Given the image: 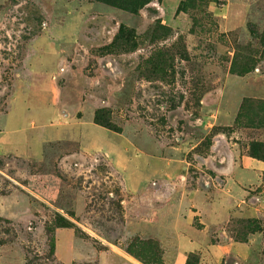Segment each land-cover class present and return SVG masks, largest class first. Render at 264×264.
<instances>
[{
    "label": "rangeland",
    "instance_id": "1",
    "mask_svg": "<svg viewBox=\"0 0 264 264\" xmlns=\"http://www.w3.org/2000/svg\"><path fill=\"white\" fill-rule=\"evenodd\" d=\"M21 76L34 100L49 90L51 111L28 123L49 142L39 160L0 158V264H66L61 227L143 264H181L165 228L179 215L212 243L247 244L182 264H264V175L225 171L264 161V0H0V111ZM73 119L120 135L146 182L129 191L124 159L53 139Z\"/></svg>",
    "mask_w": 264,
    "mask_h": 264
},
{
    "label": "crops",
    "instance_id": "2",
    "mask_svg": "<svg viewBox=\"0 0 264 264\" xmlns=\"http://www.w3.org/2000/svg\"><path fill=\"white\" fill-rule=\"evenodd\" d=\"M27 84L22 76L16 79L7 99L8 108L5 111H0V158L18 157L39 160L43 155L45 143L49 142V139L44 138L42 127L38 129L39 131L28 128L29 121L30 127L36 125L32 119L35 110L40 112L39 119L51 111L49 90L43 89L38 84L40 97L34 100L33 87ZM73 120L71 123H67L69 127H65L66 123L63 122L62 129H58L62 131H58L59 135L62 133L63 135L53 137V139H77L82 152H102L114 163L117 162L116 159H124L125 164H122L123 160H120L118 166L124 167L128 171V175L125 177V188L129 191L138 190L146 182L149 176L143 167L139 166L135 158L129 157L130 154L127 153L126 147L121 142L120 135L94 121ZM39 122L43 123L42 120ZM225 171H233L236 181H246L258 185L263 181L264 161L250 156L239 160L232 159L226 164ZM29 180L31 184L33 179ZM243 192L241 200L246 197L245 194L248 191L245 189ZM233 199L239 203L240 195L232 194L219 203L223 206L216 209L217 212L214 214L216 218L212 222L220 221V217L225 214L224 206H228L226 202L231 203ZM165 226L172 231L175 240L180 238L179 242H174V254L179 257L181 264L186 262L190 252L202 251L203 253L207 250H216L219 254H225L231 249L239 250L247 247V244L243 242L222 240L212 243L211 236L207 233L195 232L184 215H179L173 222L166 223ZM55 255L59 261L66 264L87 261L94 264H143L122 248L119 250L115 246L107 245L103 249H98L94 243L78 236L72 228L65 227L56 230Z\"/></svg>",
    "mask_w": 264,
    "mask_h": 264
},
{
    "label": "trees",
    "instance_id": "3",
    "mask_svg": "<svg viewBox=\"0 0 264 264\" xmlns=\"http://www.w3.org/2000/svg\"><path fill=\"white\" fill-rule=\"evenodd\" d=\"M96 123H99V122H96ZM100 124V123H99ZM102 125V124H101Z\"/></svg>",
    "mask_w": 264,
    "mask_h": 264
}]
</instances>
